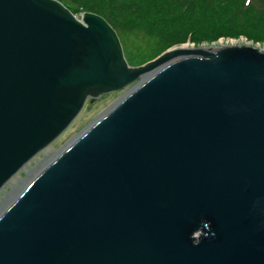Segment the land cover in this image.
<instances>
[{
    "label": "water",
    "instance_id": "obj_1",
    "mask_svg": "<svg viewBox=\"0 0 264 264\" xmlns=\"http://www.w3.org/2000/svg\"><path fill=\"white\" fill-rule=\"evenodd\" d=\"M127 90L0 209V264H264V49L131 66L101 16L0 0V193L86 103Z\"/></svg>",
    "mask_w": 264,
    "mask_h": 264
},
{
    "label": "trees",
    "instance_id": "obj_2",
    "mask_svg": "<svg viewBox=\"0 0 264 264\" xmlns=\"http://www.w3.org/2000/svg\"><path fill=\"white\" fill-rule=\"evenodd\" d=\"M75 15L77 11L75 6L79 5L83 13H93L103 17L118 33L128 36L136 28H130L124 25L125 20L133 18L134 23H139V14L150 13L152 16H162L169 14L184 15L175 25H179L176 30L179 33L176 37L168 39L164 46L153 47L151 56L155 59L162 54L167 48L186 42L185 35L192 33V42L200 40H215L220 37L240 36L246 34L250 36L251 31H257L258 35L251 36L260 39L264 33V0H59ZM158 20V18H157ZM219 27V28H218ZM199 30L206 32L214 31L215 36L197 38L194 35ZM140 31V30H138ZM144 31L149 39H153L152 34ZM261 33V34H259ZM206 34V33H204ZM150 60V61H151ZM149 62V61H147ZM143 62L139 65H143Z\"/></svg>",
    "mask_w": 264,
    "mask_h": 264
},
{
    "label": "rangeland",
    "instance_id": "obj_3",
    "mask_svg": "<svg viewBox=\"0 0 264 264\" xmlns=\"http://www.w3.org/2000/svg\"><path fill=\"white\" fill-rule=\"evenodd\" d=\"M187 2V0H186ZM75 10L77 11V16H80L82 13L80 6L76 5ZM139 23H134L133 18L127 19L124 22V25L130 28H136L138 30L134 31V33L123 36L121 35V43L123 46L125 57L128 61V63L131 66H140L139 64L143 62L150 61L152 58V48L159 46H164L165 42L168 41V39L176 37L179 33H177L176 28L179 25H175V21H179L178 24H182V17L184 15H174L171 16L169 14H165L163 19L162 16L156 17L152 16V14H139ZM158 18V20H157ZM219 28V27H218ZM141 29H144L147 31L148 34H152L154 37L153 39H149L148 36H146L144 31H141ZM178 29V28H177ZM259 30L257 31H251L250 36L246 34L238 35L236 37L233 36H227V37H220L215 40H200L196 42H192L191 38L193 37L192 33L186 34L185 38L187 39L186 42L175 44L168 49L175 48V47H181L185 44L192 45L193 48H207L211 46H223L221 42L224 44H239V45H249L254 46L258 49H264V33L260 35V39L257 40V38H253L251 36L258 35ZM206 33V34H204ZM254 34V35H251ZM261 34V33H259ZM205 35L208 37L215 36L214 31H204L202 32L199 30V33L196 36L197 38H202ZM256 35V37H257ZM232 41V43H231ZM166 51V50H165ZM127 90H121L116 91L108 95H103L102 98H100L97 102L94 104L87 103L83 109V111L80 113V115L77 117V119L72 123V125L54 142L52 143L47 149H45L42 153L38 154L36 159L34 161H31L30 165L32 166L31 169L35 171L38 169L47 159H52L53 154L61 150L65 145H67L73 138H75L83 129H85L90 123L95 120L96 118L100 117L101 114H103L106 110H108L112 105H114L118 100H120ZM44 164V165H45ZM43 165V166H44ZM42 166V167H43ZM41 169V168H40ZM39 169V170H40ZM30 169L26 168L25 172H19L18 177L16 179H13L12 182L9 184V186L6 188L5 192L0 194V209L4 206V203L6 200H9L12 198L16 193L13 191L14 185H17V188L19 189L22 185V182H25L28 179V174ZM32 171V170H31ZM36 173V172H35ZM19 180L22 182L20 183ZM9 194L10 196L9 198Z\"/></svg>",
    "mask_w": 264,
    "mask_h": 264
},
{
    "label": "bare ground",
    "instance_id": "obj_4",
    "mask_svg": "<svg viewBox=\"0 0 264 264\" xmlns=\"http://www.w3.org/2000/svg\"><path fill=\"white\" fill-rule=\"evenodd\" d=\"M222 44H223V46H240L239 44H224L223 42H221ZM231 43H232V41H231ZM215 47H220V46H215ZM181 48H183V49H193V46L192 45H188V44H185V45H183V46H181ZM261 50H263V49H261ZM57 154V152L56 153H54L53 154V156L52 157H54L55 155ZM37 157V156H36ZM36 157L32 160V161H34L35 159H36ZM50 160V158L49 159H47L45 162H47V161H49ZM30 163H31V161L29 162V165L28 166H26V167H24V169L22 170V171H20V172H25V170H26V168H29L30 169V171L29 172H27V174H28V179L26 180V182L28 181V180H30V178L34 175V173L35 172H37L40 168H42V166L45 164V163H43L38 169H36L35 171H33V169H31V165H30ZM32 170V171H31ZM18 177V175L16 176V178ZM16 178H14V179H16ZM12 182V181H11ZM19 182L21 183L22 181L21 180H19ZM24 182H22L21 184H23ZM10 184V183H9ZM18 185V184H17ZM17 185H14V188H13V191L14 190H17L18 188H17ZM9 186V185H8ZM7 186V187H8ZM6 187V188H7ZM6 188H5V190H6ZM20 189V188H19ZM5 192V191H4ZM14 192H16V191H14ZM1 193H3V192H1ZM0 193V194H1ZM10 194H9V198H10ZM12 197V196H11ZM11 200V199H10ZM8 201L6 200V203H7Z\"/></svg>",
    "mask_w": 264,
    "mask_h": 264
},
{
    "label": "clouds",
    "instance_id": "obj_5",
    "mask_svg": "<svg viewBox=\"0 0 264 264\" xmlns=\"http://www.w3.org/2000/svg\"><path fill=\"white\" fill-rule=\"evenodd\" d=\"M249 2H250V0H249Z\"/></svg>",
    "mask_w": 264,
    "mask_h": 264
}]
</instances>
